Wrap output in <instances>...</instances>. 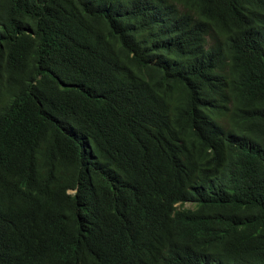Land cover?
<instances>
[{"label": "trees", "instance_id": "obj_1", "mask_svg": "<svg viewBox=\"0 0 264 264\" xmlns=\"http://www.w3.org/2000/svg\"><path fill=\"white\" fill-rule=\"evenodd\" d=\"M0 264H264V0H0Z\"/></svg>", "mask_w": 264, "mask_h": 264}]
</instances>
